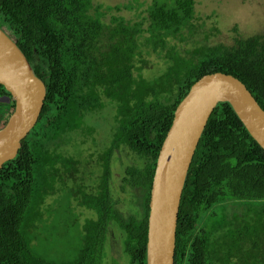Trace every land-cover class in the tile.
<instances>
[{
	"label": "trees",
	"instance_id": "16d2710c",
	"mask_svg": "<svg viewBox=\"0 0 264 264\" xmlns=\"http://www.w3.org/2000/svg\"><path fill=\"white\" fill-rule=\"evenodd\" d=\"M102 8L93 0H0V30L45 88L35 126L16 157L0 168V264H103L115 227L128 264H147L156 161L191 86L205 75H230L264 110L259 35L236 38L232 46H196L182 55L178 43L198 27L194 0H151L135 22L112 15L106 23L103 17L111 7ZM144 54L162 59L159 74L144 76ZM3 96L10 95L0 85ZM13 108L11 100L0 102V127ZM107 108L113 110L115 127L109 146L98 155L97 184L93 189L77 185L81 162L60 148L72 135L91 134L89 119ZM122 152L135 160L125 168L121 189L137 197L140 208L126 216L111 191V159ZM63 197L95 216L79 219L74 252L55 259L38 244ZM174 264H264V151L228 102L214 109L190 165Z\"/></svg>",
	"mask_w": 264,
	"mask_h": 264
},
{
	"label": "water",
	"instance_id": "95a60500",
	"mask_svg": "<svg viewBox=\"0 0 264 264\" xmlns=\"http://www.w3.org/2000/svg\"><path fill=\"white\" fill-rule=\"evenodd\" d=\"M0 85L14 102L0 128V168L16 157L35 126L45 101L43 83L33 75L17 46L0 30ZM228 102L250 136L264 151V110L233 76H203L176 108L156 161L149 199L147 264H174L176 228L186 177L202 133L219 103Z\"/></svg>",
	"mask_w": 264,
	"mask_h": 264
},
{
	"label": "rangeland",
	"instance_id": "374dc122",
	"mask_svg": "<svg viewBox=\"0 0 264 264\" xmlns=\"http://www.w3.org/2000/svg\"><path fill=\"white\" fill-rule=\"evenodd\" d=\"M194 1L196 16L199 17L198 27L194 31L196 34L189 36L188 33H184L187 40L178 43L177 50L182 55H186V52H192L194 47L200 45L223 44L232 46L236 38L259 35L264 41V0ZM150 2L151 0H93L95 6L101 5L103 7L102 10L107 6L111 7V11L103 17L106 23H109L112 15L121 16L128 22L139 21L141 17L138 14H142V11ZM139 4L143 5L138 7ZM117 6L120 8L118 11L115 9ZM123 6H128V9H122ZM208 16H212V18L207 19ZM205 34L208 35L207 40ZM143 58L148 62V67L143 72L145 77L151 78L153 75L160 73L163 66L161 58L155 54H144ZM112 116L113 110L111 108L96 114L88 122L94 129L91 134L78 133L72 135L71 141L60 148L65 155H75L81 162L78 166L80 173L76 177L78 180L77 185L83 183L91 189L96 186L97 178L101 173L98 155L109 146L115 127ZM134 160V157L126 155L124 152L115 153L111 159L112 196L116 201L117 208L125 216L140 210L137 197H134L127 189L124 191L121 189L125 168L134 165ZM80 178H83V182L79 181ZM69 185L72 188L76 187L71 183ZM71 202V200L69 201L66 197H63L61 202L54 205L51 210L53 211L52 221L47 226V232L42 236L43 242L38 244L39 248L44 245L46 255L55 259H67L74 252V238L81 228L80 221L84 222L85 218L95 216L92 211L73 207ZM50 203L51 199H48L47 204ZM45 207H49V205ZM233 210L235 209L229 208L230 212ZM121 242L122 236L115 227L108 236L103 264H128V257L123 252Z\"/></svg>",
	"mask_w": 264,
	"mask_h": 264
}]
</instances>
